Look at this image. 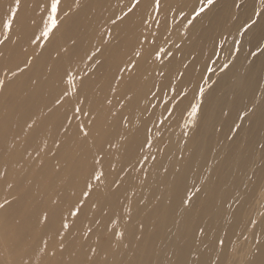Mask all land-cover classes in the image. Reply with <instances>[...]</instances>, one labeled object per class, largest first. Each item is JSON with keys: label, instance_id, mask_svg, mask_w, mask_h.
<instances>
[{"label": "bare ground", "instance_id": "bare-ground-1", "mask_svg": "<svg viewBox=\"0 0 264 264\" xmlns=\"http://www.w3.org/2000/svg\"><path fill=\"white\" fill-rule=\"evenodd\" d=\"M82 1L61 0L60 8L74 16ZM145 2L137 6L139 19ZM39 6L37 0H19L17 10L16 0H0V148L7 152L0 153V165L6 163L4 170L0 167V264H203L218 258L222 229L213 218L225 215L228 199H221L215 186L197 199L200 210L192 208L193 199L186 205L192 185L186 170L198 157L190 146L193 137L181 146L174 128L163 153L164 144L155 154L151 147L145 149L137 117L122 112L127 121L114 131V119L110 123L106 115L91 121V112L105 107L97 95L110 99L116 93V88L113 95L105 88L118 77L114 68L130 66L128 49L137 37L132 26L114 27L125 36L118 40L112 32L97 56L106 55V60L92 72L83 66L87 60H77L86 33L78 38L76 20L54 29L47 40L35 39L41 34L35 25ZM13 13L16 19L8 31L3 24ZM61 29L69 32L65 44L58 39ZM115 60L119 63L107 66ZM81 98L84 105L91 103L85 122V108L75 109L82 106ZM73 110L77 113L70 132L64 125ZM140 118L144 126L141 113ZM175 165L182 168L173 176ZM135 178L136 185H124ZM116 181L123 184L114 190ZM73 210L76 215L68 214Z\"/></svg>", "mask_w": 264, "mask_h": 264}, {"label": "rangeland", "instance_id": "rangeland-1", "mask_svg": "<svg viewBox=\"0 0 264 264\" xmlns=\"http://www.w3.org/2000/svg\"><path fill=\"white\" fill-rule=\"evenodd\" d=\"M133 1L113 4L109 0H83V6L74 16L59 9L57 27L76 20L78 38L86 33L81 38L84 52L78 51L77 60H87L83 66L90 67L92 72L99 70L106 60V55L97 57L104 50L101 46H107L112 32L119 36L116 25H131L137 34L136 42L128 49L130 66H116L113 73L118 76L116 81L110 88L105 87L112 89L111 95L116 88V93L110 99L97 95L105 107L91 112V121L103 120L106 115L110 123L111 119L116 120L111 124L114 131L116 125H120L117 129L124 127L127 121L124 115L137 117V126L142 128L146 140L145 149L151 147L155 154L174 128L181 146L192 136L190 146L198 157L186 170L192 184L186 205L193 199L192 208L200 210L197 199L205 198L215 186L220 198L228 199L225 215L213 218L222 229L216 243L220 255L203 264H253L254 261L264 264V0H214L212 5L207 0H160L158 13L151 6L153 0H145L146 12L141 19L137 18L138 5L129 12ZM37 3L40 10L35 25L39 34L48 23L50 0H37ZM202 7L204 12L197 16ZM124 36L125 32L118 40ZM58 39L61 44L69 41L67 29L60 30ZM75 43L73 40L68 47ZM123 51L108 53L122 55ZM118 63L109 61L107 66ZM127 67L129 71L124 74ZM93 80L91 84L95 83ZM97 84L94 94L101 85ZM81 103L75 109L85 108L82 117L85 122L91 103L84 105L82 98ZM193 107H197L195 115H192ZM74 110L64 125L70 132L77 113ZM140 113L144 126L142 122L139 124ZM79 123L80 118L76 119V125ZM167 146L168 142L162 146V153ZM2 152L7 156L1 147ZM5 165L2 162L1 170ZM181 168L182 165H175L173 176ZM130 169L131 166L126 173ZM201 177H205L203 181ZM136 182L135 178L124 185L131 187ZM122 184L116 181L114 190ZM143 204L139 201L138 207ZM73 212L77 211L68 214ZM99 225L100 220L93 229ZM34 248L30 247V252Z\"/></svg>", "mask_w": 264, "mask_h": 264}, {"label": "snow or ice", "instance_id": "snow-or-ice-1", "mask_svg": "<svg viewBox=\"0 0 264 264\" xmlns=\"http://www.w3.org/2000/svg\"><path fill=\"white\" fill-rule=\"evenodd\" d=\"M214 3V0H207L208 5H212ZM61 0H50V3L47 6V21L48 23L44 26L43 31L41 32L39 37H35L36 40H39L40 38H43L44 40H47L50 36V33L57 28V17L58 12L60 9ZM139 4V0H135L132 8L129 9V12H131L137 5ZM160 0H155V7L158 10L159 9ZM16 7L17 10L19 9V0H16ZM204 8H200L199 12L196 13V15H200V13L204 12ZM16 19V14H12V18L6 22H4L3 27L7 29L8 31H11L13 28L14 21ZM7 39V37L5 38ZM0 43H4V41H0ZM0 87H2V82H0ZM77 112L79 109L76 110ZM197 112V107L192 108V115H195ZM87 135V133H85ZM4 207L3 205H0V208ZM77 212H73L72 215H76ZM63 227L65 229L68 228L67 224H64Z\"/></svg>", "mask_w": 264, "mask_h": 264}]
</instances>
